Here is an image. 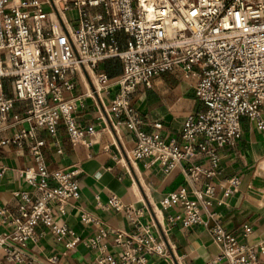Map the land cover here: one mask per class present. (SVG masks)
Here are the masks:
<instances>
[{
  "label": "built area",
  "instance_id": "obj_1",
  "mask_svg": "<svg viewBox=\"0 0 264 264\" xmlns=\"http://www.w3.org/2000/svg\"><path fill=\"white\" fill-rule=\"evenodd\" d=\"M73 11L77 27L67 15ZM105 63L120 65L121 73L112 77L101 71ZM177 67L184 79L197 80L195 94L203 107L186 118L179 140H166L143 130L132 101L138 86L150 87L155 77ZM78 73L86 75L90 89L65 99L63 94L75 89ZM112 85L118 92L106 104L103 94ZM87 98L107 124L116 128V121H122L134 135L130 160L149 158L165 172L186 160L191 183L211 181L220 172L219 148L242 137L244 117L264 131V0H0V147H23L30 140L34 157V166L22 171L30 190L16 193V214L0 212V229L5 228L0 232V264H32L26 250L38 240L39 225L59 240L67 239L68 248L76 244L64 216L69 203L80 197V171H50L45 141L37 135L43 130L55 138L63 124L73 145H90L87 137L95 127L81 125L76 117L77 104L84 106ZM17 104L24 105L23 115L14 113ZM20 123L30 128L2 135ZM200 159L206 165L197 164ZM257 166L264 171V158ZM5 173L0 166V175ZM241 182L240 176L229 177L224 197ZM194 195L190 199L183 187L163 200L165 208L183 207L170 225L203 223L200 205H211L216 189L207 183ZM108 205L129 212L117 197ZM83 220L93 221L86 215ZM251 230L245 226L246 233ZM161 231L167 232L164 227ZM110 233L116 252L106 253L102 246L94 264H151L149 257L167 252L163 236L156 237L150 225L137 222L131 233ZM108 235L102 229L91 245L98 248ZM211 235L221 255L210 264H262L264 243L242 245L219 224Z\"/></svg>",
  "mask_w": 264,
  "mask_h": 264
},
{
  "label": "crops",
  "instance_id": "obj_2",
  "mask_svg": "<svg viewBox=\"0 0 264 264\" xmlns=\"http://www.w3.org/2000/svg\"><path fill=\"white\" fill-rule=\"evenodd\" d=\"M100 70L115 77L122 71L120 65L102 64ZM76 87L72 92L63 94L65 99L77 97L90 89L86 75L78 73ZM195 78L184 79L181 68L165 72L152 81L150 87L138 86L133 106L143 120V130L151 135L160 134L164 139H180L186 118L202 109L203 105L196 97ZM118 88L112 85L108 93L103 94L109 104L117 94ZM77 120L83 126L95 127L94 135L87 137L90 145L70 142L66 128L60 125L57 137H51L46 131L39 130L38 138L45 141L43 153L50 171L72 170L78 168L80 197L67 206L64 219L72 229V239H77L72 248L66 246L68 240H59L43 225L37 227L39 238L30 242L26 253L32 264H94L102 253H115L113 230L135 231V223L150 225L154 235L164 238L167 252L163 256L149 257L151 264H210L221 255V246L215 242L211 230L216 225L223 226L234 235L242 245L264 243V171L257 165L264 158V131L257 129L255 123L244 117L241 121L242 137L234 144L219 148L220 172L208 181L200 179L191 183L186 175L190 163L183 160L180 165L165 172L159 163L149 158L130 160L127 153L135 147V137L122 121H116V128L107 124L100 115L92 98L85 105L77 104ZM24 105L17 104L14 113L23 115ZM27 123H20L3 136H12ZM31 141L23 147H0V166L6 173L0 175V212L14 215L18 208L16 193L30 190L22 171L34 166V157L30 153ZM61 150V152H59ZM206 165L204 159L196 161ZM240 176V186L229 197H224L227 179ZM211 183L216 196L211 205L201 204L203 223L191 228L182 225H170V218L183 213L181 205L163 207V200L186 187L189 198L196 199L194 191ZM111 197L119 198L129 210L116 211L109 207ZM93 221L86 223L83 216ZM134 222V223H133ZM251 232H245V226ZM167 232L163 234L161 228ZM109 235L99 243L98 248L91 245L101 230ZM1 228L0 232H4ZM1 255V254H0ZM56 258V262H50ZM264 264V255L261 257ZM217 264H225L218 261Z\"/></svg>",
  "mask_w": 264,
  "mask_h": 264
},
{
  "label": "rangeland",
  "instance_id": "obj_3",
  "mask_svg": "<svg viewBox=\"0 0 264 264\" xmlns=\"http://www.w3.org/2000/svg\"><path fill=\"white\" fill-rule=\"evenodd\" d=\"M63 7V5H62ZM45 10L46 11H49L50 8L45 6ZM67 15H68V18L70 19V21L72 22L73 26L74 27H77L78 26V23H77V15H76V12H67Z\"/></svg>",
  "mask_w": 264,
  "mask_h": 264
},
{
  "label": "trees",
  "instance_id": "obj_4",
  "mask_svg": "<svg viewBox=\"0 0 264 264\" xmlns=\"http://www.w3.org/2000/svg\"><path fill=\"white\" fill-rule=\"evenodd\" d=\"M105 64H112V63H105Z\"/></svg>",
  "mask_w": 264,
  "mask_h": 264
}]
</instances>
